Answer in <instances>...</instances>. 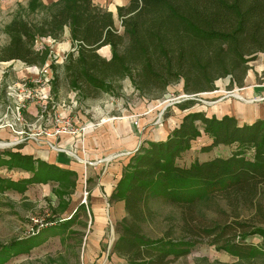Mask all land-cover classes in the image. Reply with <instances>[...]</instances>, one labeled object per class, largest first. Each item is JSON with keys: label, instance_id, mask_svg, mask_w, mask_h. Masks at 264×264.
Wrapping results in <instances>:
<instances>
[{"label": "trees", "instance_id": "16d2710c", "mask_svg": "<svg viewBox=\"0 0 264 264\" xmlns=\"http://www.w3.org/2000/svg\"><path fill=\"white\" fill-rule=\"evenodd\" d=\"M38 2L48 12L37 23L23 18L10 22L7 30L12 37L0 47V61L41 63L45 55L34 50L35 37L57 38L68 26L75 45L66 57L65 75L85 98L98 97L126 76L140 92L156 89L162 93L168 84L181 79L186 93L209 92L217 79L226 76L242 86L249 61L264 53V0H129L118 9L121 31L111 14L92 0ZM106 45L111 48L109 59L98 52ZM173 127L164 140L139 147L123 169L114 197L124 200L126 217L118 224L113 251L128 264H169L206 238L208 244L241 261L256 255L263 258L264 229H250L237 221L205 223L198 205L222 198L233 209L240 204L260 208L264 119L241 123L233 115L218 117L196 110L184 113ZM202 134L209 139L202 152L219 145L236 149L228 156L179 165L178 159ZM1 163L31 172L29 178L18 181L1 176V192L24 189L41 180L40 170L43 182L75 175L9 150L0 152ZM158 200L178 207L179 221L161 236L150 237L143 224L157 215ZM255 233L263 238L260 247L246 241ZM8 256L5 250L0 260Z\"/></svg>", "mask_w": 264, "mask_h": 264}, {"label": "rangeland", "instance_id": "374dc122", "mask_svg": "<svg viewBox=\"0 0 264 264\" xmlns=\"http://www.w3.org/2000/svg\"><path fill=\"white\" fill-rule=\"evenodd\" d=\"M38 1L0 0V47L5 46L11 40L12 34L8 32L7 28L13 19L23 18L29 22L37 23L48 12V8L39 5ZM41 1L44 3L43 0ZM110 2L112 1L110 0ZM49 4L51 3L45 5ZM96 5L107 10L111 16L112 13L115 17L117 16L116 11L109 9L106 4L105 6ZM120 7L117 6V12ZM116 27L118 30H122L119 19L116 21ZM69 41H71L70 47L67 49L61 47ZM74 45L70 27L66 26L57 38L50 35H37L35 37L34 50L45 55V59L41 63L27 65L17 59L0 61V129L12 132L15 128L22 133L20 136L32 137L35 142H40L38 135L40 134L39 129L43 127L41 124L44 110L43 100L52 105L58 103L61 106L62 111L60 113L57 112L56 108L54 109L55 129L63 127L66 123L57 119L59 115H62L63 120L72 121L74 125H76L75 120L77 119L73 116L78 118L80 115V121L90 120L89 124L125 116L129 120L132 119L135 124L134 128L139 127V132L142 135L147 130L148 133H152L158 124H166L163 127H169L170 133L174 129L168 121L170 117H174L175 121H180L181 115L196 110L217 115L228 113L234 115L239 122H243L242 118L255 116L264 119V53H259L255 59L249 61V68L242 86L232 83L231 77L226 76L217 79L214 82L215 89L209 92L186 93L183 91L182 79L168 84L162 93L156 89L140 92L134 88L129 77L126 76L117 80L111 90L102 92L98 97L85 98L69 85L65 75L66 57L69 52L74 50ZM98 52L103 57H106L104 55L108 53L103 49H98ZM110 55L111 52H109V57ZM19 66L23 70L25 68L31 69L37 74L18 76L22 75V69H19ZM44 69L47 73L43 72ZM43 87L46 90L43 91ZM29 105L34 106V112L31 115L27 114V122H22L25 117V110L28 109ZM46 108L48 110L49 106L47 105ZM88 123L81 125L88 127ZM10 142V139L0 138V149H9L13 145ZM23 142L25 143L27 140L18 145L21 146ZM205 144L207 143H192L191 147L178 159L179 165L187 166L194 159L201 161L217 155L228 156L236 149L234 145L216 146L209 152H202L201 147ZM251 155L252 151L250 150L247 156L250 157ZM3 157L8 158V156ZM13 168L17 169L18 167L10 168L7 164L1 163L0 177L18 179L20 173L22 176L24 175L21 172L23 169L19 168L21 170L17 172ZM40 172L42 170L39 171L41 180L32 182L36 184L31 186L32 189L28 193H25L27 189L29 190L27 186L24 189H17V193L8 190L0 191V251L7 250V255H9L7 259L0 260V264H96V261L86 263L82 257L83 250L80 243L82 241V229L86 226L85 212L83 211L85 206L75 214L73 226L71 225V228L65 230L64 223L59 222L60 218L56 217V213L59 212L58 214H60L59 207L62 205V199H59L54 212L53 206L43 204V186H41L43 175ZM64 178L67 182L72 180L71 177ZM89 187L88 177L83 174L77 184V190L80 191L83 198L88 194ZM63 188L64 204L62 206L66 204V196L71 191L67 183L66 185L64 183ZM69 189L70 191H68ZM57 190H60L59 186ZM76 195L77 193L74 194V198ZM48 198H46L47 202L50 201ZM53 199L51 198V200ZM216 201L217 203L211 201L207 204L198 205L205 216H203L205 223L210 220L219 223L237 221L250 229L257 227L264 229V200H262L260 208L240 204L238 209L235 208L236 210L222 198H217ZM155 205L157 215L152 221L143 224L144 232L150 237L161 236L170 225L179 221L180 210L178 207L162 200H158ZM51 211L54 216H51ZM48 214L50 215L49 220L52 222L46 218ZM123 219L109 227L115 233L110 235L111 239L115 237V241L119 237L118 224ZM73 228L74 230H72ZM33 231L34 233H31ZM260 237L262 238L258 233L251 234L246 238V241L261 246ZM206 241V238L200 241L188 254L169 264H238L233 255L208 244ZM11 242H13L12 246H5ZM113 245L111 246L112 250ZM31 246L33 248L28 251ZM109 247L107 246V249ZM262 256L256 255L253 260L248 259L246 262L264 264Z\"/></svg>", "mask_w": 264, "mask_h": 264}, {"label": "crops", "instance_id": "0c3cea01", "mask_svg": "<svg viewBox=\"0 0 264 264\" xmlns=\"http://www.w3.org/2000/svg\"><path fill=\"white\" fill-rule=\"evenodd\" d=\"M55 1L56 0H43L45 4ZM92 1L94 4H99L100 6H105L106 4L109 9L116 11V17L112 13L115 26L117 19L120 21L117 6H125L129 2V0H111L112 2H110V0ZM70 46L71 41L68 43L66 42V45L61 47L67 49ZM99 49L108 52L104 55L106 56L105 58L109 59L111 57V55L109 57V52H111L109 45L102 46ZM18 68L22 69L20 66ZM30 70L31 69L26 68L24 70L22 69V75L18 76L37 74L33 70ZM44 90H46L45 87H43V91ZM47 105L49 106L48 110L46 108ZM51 105L52 104L46 102V100H43L44 110L41 122L43 127L39 129L40 134L38 135L40 142H35L32 137L20 136L21 132L15 130V128L12 132H9L6 129H0V138L10 139L13 144L9 149H0V152L6 150L19 152L23 155H30L34 159H38L45 163L55 165L62 170L74 172L75 175L71 176V182L65 181L66 179H61L58 181L49 180L41 183V186H43V204H50V206H53V212L56 210L55 208L59 203V199H62L61 204L63 205L64 194L62 192H64V183L65 185L67 183V186L70 187L71 191L70 189L68 190L70 192H68V195L66 196V204L59 207L60 214H58V212L56 213L57 215H55L56 217L58 216L57 218H60L59 222L64 223L65 230H68L74 224L73 219L76 217L75 214H77L79 209H83L85 206V210L83 209V211L85 212L86 226L82 229V241L80 243L83 250L82 257L84 262L96 261V264H125L127 262L126 259L118 255L111 248L115 237L111 239L110 235L115 233L109 229L112 224L117 223L126 216L124 200L122 198L114 197L117 183L122 176L123 169L126 166L130 155H132L140 146L147 145V142L149 141L164 140L169 134V127H163V125L166 124H158L154 127L152 133H148L147 130L145 134L142 135L139 132V127L134 128L135 124L132 119L129 120L128 117L126 118L125 116L102 120L97 123L91 122V124H89L90 120H82L81 122V116L79 115V119L76 116H73L77 119L75 120L76 126H82V123L86 124L89 122L87 124L88 127L83 134H53L56 125L53 120L55 117L54 109L56 108L59 113L62 109L58 103H54L52 107ZM27 108L22 122H27V114L31 115L34 112V106L29 105ZM223 114L228 113L215 115L220 117ZM257 118L262 117L255 116L253 118H242V120L243 122H251ZM168 121L172 126L179 122L178 120L175 121L174 117H170ZM25 140H27V142H23L21 146L18 145ZM201 142H209V139L205 134H202L201 137L195 141L196 144H200ZM125 152H130V154L127 155ZM13 169L17 170V172L21 170L19 168ZM21 172L24 173L23 176L22 173H20L18 179L12 178V180L18 181L19 179L21 180L31 176V173L28 171L21 170ZM83 174H85V177H88L90 184L88 194L84 198L80 191L77 190L78 181H80ZM33 184L36 183L27 184L29 190L27 189V192L25 193H28V191L30 192ZM58 186L60 187V190H57ZM8 191L17 193L16 190L8 189ZM56 193L61 196H57ZM76 193L77 195L74 198V194ZM46 198L50 199V201L47 202ZM51 198L55 199L51 200ZM53 212L51 211V216H54ZM49 214L46 218H48L49 222H52V220H49ZM72 230H74V228ZM261 240H263V238H261ZM107 246H110L109 249H107ZM255 246L260 247L259 245ZM32 248L33 246L28 248V251ZM233 257L238 264H250V262L239 260L238 257Z\"/></svg>", "mask_w": 264, "mask_h": 264}, {"label": "built area", "instance_id": "2783aa9c", "mask_svg": "<svg viewBox=\"0 0 264 264\" xmlns=\"http://www.w3.org/2000/svg\"><path fill=\"white\" fill-rule=\"evenodd\" d=\"M44 73H47V71H43ZM59 121H64L66 122L63 127H58L55 129L54 134H69V135H75V134H83L86 130V126H76L72 123L70 120H63L62 115H59V118L57 117ZM125 154H130V152H125ZM45 224V223H44ZM34 233V232H33Z\"/></svg>", "mask_w": 264, "mask_h": 264}, {"label": "bare ground", "instance_id": "6f19581e", "mask_svg": "<svg viewBox=\"0 0 264 264\" xmlns=\"http://www.w3.org/2000/svg\"><path fill=\"white\" fill-rule=\"evenodd\" d=\"M238 96V95H237ZM241 98V96H239Z\"/></svg>", "mask_w": 264, "mask_h": 264}]
</instances>
